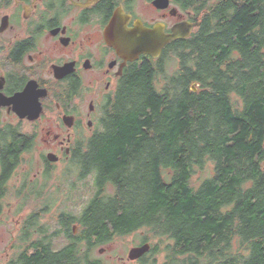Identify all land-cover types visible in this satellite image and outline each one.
I'll return each mask as SVG.
<instances>
[{
    "label": "trees",
    "instance_id": "trees-1",
    "mask_svg": "<svg viewBox=\"0 0 264 264\" xmlns=\"http://www.w3.org/2000/svg\"><path fill=\"white\" fill-rule=\"evenodd\" d=\"M207 14L190 39L131 70L73 160L75 179L58 193L76 198L90 175L94 191L79 214L62 208L66 234L78 223L81 242L60 264H106L83 241L94 248L141 229L152 247L139 264H264V0H218ZM208 162L213 174L193 186ZM53 205L26 216L9 264H45L29 249L43 244Z\"/></svg>",
    "mask_w": 264,
    "mask_h": 264
},
{
    "label": "flooded vegetation",
    "instance_id": "flooded-vegetation-1",
    "mask_svg": "<svg viewBox=\"0 0 264 264\" xmlns=\"http://www.w3.org/2000/svg\"><path fill=\"white\" fill-rule=\"evenodd\" d=\"M217 2L0 0V190H6L0 199V221L5 217V198L13 188L31 196L34 188L45 186L49 191L47 183L60 164L69 174L73 160L82 156L131 70L153 58L142 54L136 60H126L109 44L106 29L115 15L120 12L125 17L127 28L140 21L149 28L160 26L168 34L191 23L187 36L172 38L165 45L175 46L201 28L209 7ZM26 90L21 104L42 106L35 120L21 117L15 109L14 97ZM23 125L33 131L25 132ZM50 154L55 159H50ZM20 169L24 173L18 186L13 178ZM42 178L46 185L38 184ZM58 201L48 198L45 203L54 207ZM73 202L64 199L62 205ZM53 207H48L44 216L50 215ZM57 210L55 219L45 218L43 244L29 249L30 255L41 252L45 264H60L66 248L81 242L80 225L73 223L72 233L66 234L63 210ZM83 242L88 246L85 250L91 247L94 251L98 246L93 248V240Z\"/></svg>",
    "mask_w": 264,
    "mask_h": 264
},
{
    "label": "rangeland",
    "instance_id": "rangeland-1",
    "mask_svg": "<svg viewBox=\"0 0 264 264\" xmlns=\"http://www.w3.org/2000/svg\"><path fill=\"white\" fill-rule=\"evenodd\" d=\"M175 66V63H171L170 67L173 68ZM193 86L197 89L198 84L194 83ZM22 129H24L25 132L33 131L32 127L23 125ZM97 129V127L95 128ZM44 134V133H42ZM31 161V156H30ZM30 167V165H29ZM65 165H59L57 167V170L52 174L51 179L48 181L47 185L50 187L47 195L53 197H57L60 202L58 201L57 205H55L52 209V213L49 215L47 214L42 218L41 223H45V218L48 216L50 217V220L52 221L55 219V215L59 212L57 209L63 208L62 200L66 199L64 194H56L59 191H66L68 188V185L74 181V176L71 175L69 177L66 175L67 170L64 173ZM34 171L30 172V176H33ZM23 170H19L17 174L14 176V181L16 183H19L21 181ZM213 174V163L208 162L203 169H199L198 172L193 176V186H198L200 181L203 178L209 177ZM93 176L90 175L87 177L85 181H79L77 184L78 190L75 191V197L73 200L74 202L72 204L69 203V207H67V211L73 212L75 214H79L87 202L90 200L93 191ZM72 180L71 182L69 179ZM68 179V180H67ZM45 180L44 178L39 179L38 184H44ZM62 185L58 186L57 185ZM39 188V187H38ZM63 189V190H61ZM111 189V188H109ZM20 189L13 188L11 191L8 192V195L6 196L5 201V212L3 215L5 217L0 221V264H9V260L12 257H15L21 250L23 243L19 241L18 236L20 234V230L23 224L24 219L26 216L34 209H37V207H41V204H43V201L38 197L31 196L32 198L22 199V197L19 195L18 191ZM109 191V190H108ZM74 192V193H75ZM56 194V195H54ZM83 195V196H82ZM74 196V195H73ZM24 205L23 210L21 211L20 207ZM79 229V227H78ZM145 233L143 229L138 230L134 233L124 235V236H118L115 239L105 243L98 245L93 253L96 257H100L103 259V262L106 264H139V262L132 261L128 259V253L129 250L136 245L142 244L143 240L141 236ZM104 248V251L102 252L101 249ZM164 253L160 255V263L164 261Z\"/></svg>",
    "mask_w": 264,
    "mask_h": 264
},
{
    "label": "water",
    "instance_id": "water-1",
    "mask_svg": "<svg viewBox=\"0 0 264 264\" xmlns=\"http://www.w3.org/2000/svg\"><path fill=\"white\" fill-rule=\"evenodd\" d=\"M124 16L117 13L113 21L106 29L107 40L117 52L126 60H136L142 54H149L153 58H158L162 54L165 45L172 38L187 36L192 27L191 23L180 25L174 28L171 34H168L160 26L149 28L143 25L142 22L136 21L133 28L125 26ZM194 90H197L193 86ZM28 91H24L14 97L15 109L21 117L28 116L31 120L40 117L42 113V106L25 107L21 104V100L25 98ZM54 154H50V159H55ZM152 244L144 242L140 245L133 246L128 253V259L136 261L147 252L150 251Z\"/></svg>",
    "mask_w": 264,
    "mask_h": 264
}]
</instances>
